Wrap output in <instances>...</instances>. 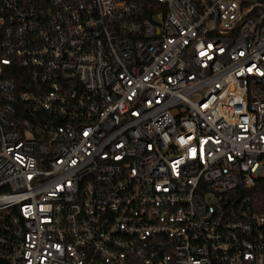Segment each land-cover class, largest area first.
<instances>
[{
  "label": "built area",
  "instance_id": "built-area-1",
  "mask_svg": "<svg viewBox=\"0 0 264 264\" xmlns=\"http://www.w3.org/2000/svg\"><path fill=\"white\" fill-rule=\"evenodd\" d=\"M264 0H0V264H264Z\"/></svg>",
  "mask_w": 264,
  "mask_h": 264
},
{
  "label": "trees",
  "instance_id": "trees-1",
  "mask_svg": "<svg viewBox=\"0 0 264 264\" xmlns=\"http://www.w3.org/2000/svg\"><path fill=\"white\" fill-rule=\"evenodd\" d=\"M252 192L255 210L264 213V178L257 181Z\"/></svg>",
  "mask_w": 264,
  "mask_h": 264
}]
</instances>
